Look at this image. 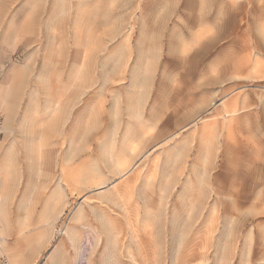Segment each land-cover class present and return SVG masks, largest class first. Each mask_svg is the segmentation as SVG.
<instances>
[{"label": "rangeland", "instance_id": "374dc122", "mask_svg": "<svg viewBox=\"0 0 264 264\" xmlns=\"http://www.w3.org/2000/svg\"><path fill=\"white\" fill-rule=\"evenodd\" d=\"M1 178L7 264H264V0H0Z\"/></svg>", "mask_w": 264, "mask_h": 264}, {"label": "bare ground", "instance_id": "6f19581e", "mask_svg": "<svg viewBox=\"0 0 264 264\" xmlns=\"http://www.w3.org/2000/svg\"><path fill=\"white\" fill-rule=\"evenodd\" d=\"M4 197H5V194H4V188H3V184L1 183V179H0V228L3 229L4 227V214H3V211H2V207H3V201H4ZM0 249H1V244H0Z\"/></svg>", "mask_w": 264, "mask_h": 264}, {"label": "built area", "instance_id": "2783aa9c", "mask_svg": "<svg viewBox=\"0 0 264 264\" xmlns=\"http://www.w3.org/2000/svg\"><path fill=\"white\" fill-rule=\"evenodd\" d=\"M0 264H7L3 253L1 252V249H0Z\"/></svg>", "mask_w": 264, "mask_h": 264}, {"label": "crops", "instance_id": "0c3cea01", "mask_svg": "<svg viewBox=\"0 0 264 264\" xmlns=\"http://www.w3.org/2000/svg\"><path fill=\"white\" fill-rule=\"evenodd\" d=\"M6 179V178H5ZM5 179L4 178H1L2 180V184H3V188H4V191H6V183H5ZM5 194V193H4Z\"/></svg>", "mask_w": 264, "mask_h": 264}]
</instances>
